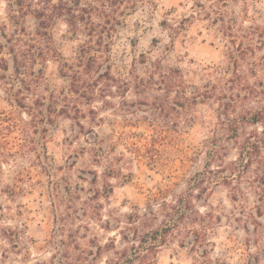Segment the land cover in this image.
<instances>
[{
  "label": "rangeland",
  "instance_id": "obj_1",
  "mask_svg": "<svg viewBox=\"0 0 264 264\" xmlns=\"http://www.w3.org/2000/svg\"><path fill=\"white\" fill-rule=\"evenodd\" d=\"M138 3L114 33L115 82L102 96L67 93L59 60L75 62L86 36H69L64 19L48 29L40 43L47 57L36 65L47 105L51 93L60 98L56 112L44 107L36 118L14 104L0 70V264H125L130 244L119 223L157 209L198 172L212 181L201 212L218 216L202 226H210L208 253L183 243L190 226L148 260L128 264H264V217L258 231L247 219L259 203L248 182L255 175L243 179L240 205L215 173L218 162L207 163L212 143L233 135L224 103L243 117L241 140L261 130L248 119L257 111L264 116V0ZM17 9L13 0H0V27L16 29L9 18ZM26 12L19 34L38 28ZM237 153L229 144L225 161Z\"/></svg>",
  "mask_w": 264,
  "mask_h": 264
},
{
  "label": "trees",
  "instance_id": "obj_2",
  "mask_svg": "<svg viewBox=\"0 0 264 264\" xmlns=\"http://www.w3.org/2000/svg\"><path fill=\"white\" fill-rule=\"evenodd\" d=\"M13 3L18 9L9 19L16 29L13 32L8 31L7 24L0 27V70L5 72L1 78L7 80L6 93L14 104L22 109L26 108L25 111L33 117H36L40 110H44V107L50 114L58 110L56 104L60 98L57 99L51 93L50 103L47 105L49 95L42 93L39 88L43 69H36V65L44 64L47 57L45 47L40 43L48 36V29L58 19H64L68 25L69 36L76 37L80 32L86 36L85 44L80 47L75 62L70 63L65 58L59 60L60 75L70 82L67 93L87 96L90 100L105 94L107 86L115 82L109 55L114 33L124 23V18L137 8L138 0H13ZM28 8L38 19V28L35 33H31L23 27L19 34V25L27 15ZM102 54H106L105 57ZM8 71L11 72L9 76L6 73ZM169 71L170 79L176 81V73L172 69ZM103 83H106L105 88L101 85ZM31 95L35 97L29 106L27 100L31 99ZM232 108L236 110V105L230 101L224 103L223 114H226L225 118L229 121V130L233 135L230 140L222 139L212 143L211 149L207 151V163L211 166L218 162L215 173L231 188V199L236 204L244 205L241 200L245 193L243 179L250 173L255 175L254 179L248 182L259 194V203L247 219L253 218L252 223L258 231V227L263 225L258 217H264V116H259L257 111L248 119L254 124L260 123L261 130L241 140L240 127L243 117L232 115ZM81 127L84 129L83 124ZM91 132L94 133V130ZM96 137L98 138V135ZM231 143L238 150L237 157L226 162L225 156ZM209 172H213V169ZM204 173H196L190 179L187 189L173 194L171 199L163 200L157 209L151 207L144 213H131L124 225L119 223L117 229L122 239L130 244L122 252V255L126 254L125 264L134 258L148 260L170 237L183 235V230L190 226L193 227L185 235L183 243H191L192 247L202 254L208 253L211 241L208 239L207 229L210 226L204 229L202 226L210 222L209 219L206 221V217L209 216L211 221H214L218 216L214 215L213 211L201 212L198 204L203 202L204 194L212 188L209 187L212 181ZM162 192L161 189L160 193ZM242 211H245L244 206L239 214L245 217L246 214ZM160 218V223L155 225L154 222ZM128 251H131L132 255H128Z\"/></svg>",
  "mask_w": 264,
  "mask_h": 264
}]
</instances>
